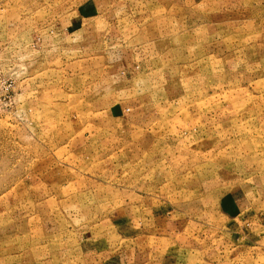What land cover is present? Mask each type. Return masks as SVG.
Here are the masks:
<instances>
[{
    "label": "rangeland",
    "instance_id": "rangeland-1",
    "mask_svg": "<svg viewBox=\"0 0 264 264\" xmlns=\"http://www.w3.org/2000/svg\"><path fill=\"white\" fill-rule=\"evenodd\" d=\"M0 89V264H263L264 0H0Z\"/></svg>",
    "mask_w": 264,
    "mask_h": 264
},
{
    "label": "crops",
    "instance_id": "crops-1",
    "mask_svg": "<svg viewBox=\"0 0 264 264\" xmlns=\"http://www.w3.org/2000/svg\"><path fill=\"white\" fill-rule=\"evenodd\" d=\"M229 210H230L229 212L228 210L226 211V214L221 213L226 219V222H225L226 224L223 225L222 229L220 230L221 237L223 238V242H222L223 244L230 245L231 247L233 246L235 248L244 249V248L255 247V243L264 239V221L262 222V218H261V214H264L263 212L256 210L255 207H252L250 209L251 213L248 214V213H245L244 210L240 209L236 205L231 207ZM158 217L160 220L158 218H155V219L158 222L160 221L162 222L160 215H158ZM133 227L134 226H132V228ZM161 227H162V235L155 237V240L161 242V241L168 239L169 237L171 241V233H173V224L163 221ZM128 230H129L128 233H130L129 237L133 236V239H135L136 237H139L140 240H142L143 238H146L149 235H152L150 234V231L147 230V228L143 230L141 229L140 234L132 233L134 229H130L129 227H128ZM134 234L136 236H134ZM84 239L85 241L83 243V246H84L83 251L86 252V255L91 257L88 264H120L116 261V259H114L115 257H113V255H109L110 250H111L110 246L107 247V251L104 250L101 253V249L98 246V244L94 245L91 242L92 239L90 241H87L88 237ZM177 248L178 247L171 249L173 250L172 253H168L164 256L162 255L161 256L162 258H160L159 260H157L156 258H152L154 256V252H153L154 250L150 251L149 253L151 255V258L134 261V263L135 264H187L186 262H184V258L181 257V255L177 253L179 249ZM105 254H107L106 257H102V259H98L97 262L95 261V258H94L95 255H105ZM126 254H128V252H126ZM218 263L228 264L229 262L228 260H225V258H222V259L220 258L218 262H214V264H218ZM124 264H128V263H124ZM205 264H213V259L208 258V260H205ZM263 264H264V261H263Z\"/></svg>",
    "mask_w": 264,
    "mask_h": 264
},
{
    "label": "built area",
    "instance_id": "built-area-1",
    "mask_svg": "<svg viewBox=\"0 0 264 264\" xmlns=\"http://www.w3.org/2000/svg\"><path fill=\"white\" fill-rule=\"evenodd\" d=\"M1 90V89H0Z\"/></svg>",
    "mask_w": 264,
    "mask_h": 264
}]
</instances>
